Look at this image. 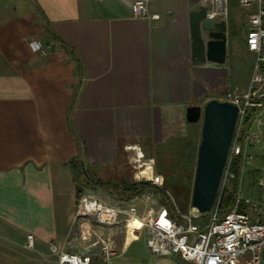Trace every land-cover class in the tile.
Masks as SVG:
<instances>
[{
	"label": "crops",
	"instance_id": "obj_1",
	"mask_svg": "<svg viewBox=\"0 0 264 264\" xmlns=\"http://www.w3.org/2000/svg\"><path fill=\"white\" fill-rule=\"evenodd\" d=\"M203 1L150 0L158 18L149 19L132 15L131 0H0V264H56L50 245L79 252L82 173L108 181L114 192L100 194L112 203L157 209L158 200L116 195L134 180L125 147L151 148L154 171L152 155L184 126L185 107L230 88H221L233 50L228 10L225 62L191 57L189 12ZM122 233L113 259L133 240L146 247L119 231L115 248Z\"/></svg>",
	"mask_w": 264,
	"mask_h": 264
},
{
	"label": "built area",
	"instance_id": "obj_2",
	"mask_svg": "<svg viewBox=\"0 0 264 264\" xmlns=\"http://www.w3.org/2000/svg\"><path fill=\"white\" fill-rule=\"evenodd\" d=\"M150 0H131L130 10L134 17L157 19L158 14L149 10ZM215 6L223 18H227L228 0H206ZM240 7L248 10L246 16L245 47L254 55V62L247 87L240 91L236 87L226 90L220 99L235 104L238 108L233 136L227 158L222 170L220 187L227 175L234 177L231 171L233 157L240 155L245 159V146L257 140L255 135L248 134L245 129L242 140L238 139V130L245 118L256 114L264 108V0H237ZM35 48H39L36 45ZM129 164L134 169V180H148L152 185L161 187L163 177L152 171V164L147 163L142 149L137 144L127 145ZM150 170L147 179L145 173ZM166 192V190H165ZM168 192H166L167 194ZM143 199L155 200L150 190L138 194ZM261 200L240 198L235 196L230 210L219 214L217 200L206 212V221H196V215L190 209L180 212L175 209L179 221L169 215L165 205L159 204L157 209L151 207L138 215L136 206H121L112 203L93 188H83L76 197L73 222L81 241L96 244L102 260L110 262L115 256V232L126 233L127 225L135 217L139 226L132 228L135 238L143 237L150 254L154 256L178 255L191 264H264V183L261 187ZM246 205L244 212L238 211V204ZM98 227L106 228V232L98 231ZM33 235L26 234L25 247L32 248ZM56 254V264H90V256L85 252H67L50 245Z\"/></svg>",
	"mask_w": 264,
	"mask_h": 264
},
{
	"label": "rangeland",
	"instance_id": "obj_3",
	"mask_svg": "<svg viewBox=\"0 0 264 264\" xmlns=\"http://www.w3.org/2000/svg\"><path fill=\"white\" fill-rule=\"evenodd\" d=\"M227 10L229 12L232 27L233 50L226 68V80L221 85V88L229 86L230 88L236 87L238 90L243 91L248 85V79L254 62L253 53H249L244 48L247 27L245 22L248 10L245 7H240L237 4V0H228ZM252 116L253 113L249 112V115L243 120L238 130V139L240 141L242 140L245 129L250 123L248 134L255 135L257 140L251 145L247 144L245 146V159L239 165L236 178H233L231 174L227 175L223 185L227 189H233L235 195H238L242 199L248 198L261 200V187L264 183V108L260 110L252 120H250ZM200 131V122H186L184 126L177 131L178 133L170 135L171 137H169L167 141L160 143L159 149L154 153L158 162L163 163L165 166L173 167L174 165L179 164L180 170L179 167L178 170L176 169L177 177H181V181H185V184L187 185L185 194L180 193L175 195L171 190V192H169L166 189V192H168L167 195L173 203L174 211L175 209H178L180 212H188L190 209L197 216L203 215L204 213H199L196 209L190 206V196L197 147L200 140ZM179 189L184 190V188ZM97 191L101 194L106 193L105 190L98 189ZM154 198H156V196ZM155 200L157 201V198ZM123 240L124 233L120 234L117 238V244L121 243L120 247L117 246L116 248L117 255L118 252L120 253ZM81 245L82 246H79L78 251L89 252V254L92 255L91 264H110L112 262V260L106 262L96 254V252H98L96 244L89 242L82 243ZM121 256L124 257H117L118 259L116 258L113 260L120 261L118 262L119 264H191L172 255H151L147 247L143 245L142 240L131 241L128 248Z\"/></svg>",
	"mask_w": 264,
	"mask_h": 264
},
{
	"label": "water",
	"instance_id": "obj_4",
	"mask_svg": "<svg viewBox=\"0 0 264 264\" xmlns=\"http://www.w3.org/2000/svg\"><path fill=\"white\" fill-rule=\"evenodd\" d=\"M217 9L205 0L189 12L191 57L195 60L218 64L226 60L227 21ZM237 110L235 104L216 98L185 107L186 122L201 123L190 196V206L199 213L208 212L216 198Z\"/></svg>",
	"mask_w": 264,
	"mask_h": 264
},
{
	"label": "trees",
	"instance_id": "obj_5",
	"mask_svg": "<svg viewBox=\"0 0 264 264\" xmlns=\"http://www.w3.org/2000/svg\"><path fill=\"white\" fill-rule=\"evenodd\" d=\"M150 149L151 148L149 147L147 148L143 147V155L149 156V154L152 153ZM155 156H156L155 154L152 155L153 159L155 158L153 161V167H154V171L157 173H160L163 177L162 187L152 185L150 181L148 180H141V181L132 180L129 183H124L123 187L119 189L118 191H116L115 193L118 197H128L129 198V197H132L133 195H138L145 190H150L154 193L158 202L166 206V208L168 209L169 215L173 217L174 219H176L177 221H179L180 219L174 211L173 203L171 202L170 197L166 194L165 190L167 189L169 192L172 191L175 195H178L180 193L182 194L186 193L185 189L187 188V185L185 184V181H181V177H177L178 175L176 174V169L178 170V167H179V170H180V165L176 164L173 167L165 166L163 165V163L158 162ZM240 164H241V156L238 155V156L233 157L232 164L230 167H231V171L233 172L235 178H236V174H237ZM108 185H110L108 181H102L99 178L92 180V179H89L84 173H82L80 181L78 182L76 186L77 188L76 197L78 196L79 192L83 188H86V187L98 188V189L106 190L108 192L113 193L114 191L106 187ZM179 188H184V190H181ZM235 196L236 195L233 189H227L225 187L221 188L219 185L216 198L214 200V202L217 200V209H218L219 214H223L232 208L234 204ZM237 210L241 212H244L246 210V205L244 204L243 201H241L238 204ZM206 219L207 217H206V214L204 213L199 218H197L196 221L200 223H204Z\"/></svg>",
	"mask_w": 264,
	"mask_h": 264
},
{
	"label": "bare ground",
	"instance_id": "obj_6",
	"mask_svg": "<svg viewBox=\"0 0 264 264\" xmlns=\"http://www.w3.org/2000/svg\"><path fill=\"white\" fill-rule=\"evenodd\" d=\"M139 221L135 217L129 222L127 225V231H126V243L129 242L132 239H135V234L132 232V228L138 227Z\"/></svg>",
	"mask_w": 264,
	"mask_h": 264
}]
</instances>
